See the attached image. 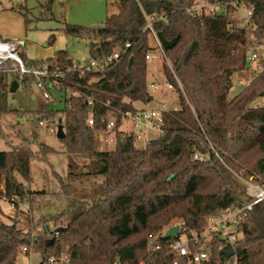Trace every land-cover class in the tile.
<instances>
[{
    "label": "trees",
    "instance_id": "trees-1",
    "mask_svg": "<svg viewBox=\"0 0 264 264\" xmlns=\"http://www.w3.org/2000/svg\"><path fill=\"white\" fill-rule=\"evenodd\" d=\"M197 1L113 0L117 12L107 16L100 27L64 23L65 35L88 39V59L119 53L120 59L103 70L86 68L84 62L73 67L64 50L46 60H35L19 49L24 61L46 63L64 72L57 88L64 93L63 107L57 111L61 118L55 121L52 110L44 111L42 117L51 118L53 126L60 124L63 129L59 140L69 156L68 169L65 180L57 174L56 179L66 205L54 214L41 213L36 220L27 212L11 209V222L0 221V264H19L17 256L23 245L41 260L65 254L68 264H113L115 260L137 264L149 258L145 248L148 235L174 218L183 219L189 230L200 231L209 217L248 201L244 184L235 174L264 183V105H251L264 96V61L254 80L229 96L232 75L251 68L247 51L252 41L247 28H235L225 17L240 3L251 7L248 23L259 28L255 40L264 46V0H205L222 11H185ZM147 19L151 30L145 28ZM157 43L169 63L162 61V74L175 87L179 107L164 113L162 134L137 147L132 133L120 129L121 114L136 112L133 102L152 100L145 55L157 50ZM6 73L0 71V117L20 116L24 111L7 107ZM22 83L29 84L31 79ZM66 90L71 92L69 96ZM110 111L115 119L109 130L114 147L98 150L95 135L108 130ZM195 151L205 158L194 160ZM50 152L46 145L40 149L42 156ZM73 156L85 159L78 172ZM33 157L25 144L0 151V195L30 201L41 197V191L23 183L31 179ZM97 176L102 179L89 199L75 195V180ZM38 206L32 204L31 211ZM18 216L26 218L24 228L18 225ZM33 221L37 235L31 242ZM43 226L49 229L44 232ZM59 226L61 230L55 232ZM238 230L240 238L231 256L235 264H264V201L252 206ZM221 245L213 236L208 258L200 264H224L227 258L219 254ZM171 259L164 257L157 264H172ZM179 264L188 263L181 260Z\"/></svg>",
    "mask_w": 264,
    "mask_h": 264
},
{
    "label": "rangeland",
    "instance_id": "rangeland-1",
    "mask_svg": "<svg viewBox=\"0 0 264 264\" xmlns=\"http://www.w3.org/2000/svg\"><path fill=\"white\" fill-rule=\"evenodd\" d=\"M200 1L204 6V12L209 13V3L205 0ZM221 11L220 8L215 7L216 13ZM116 12L113 0H0V38L23 41L19 49L30 59L46 60L54 57L58 51L64 50L72 61L82 64L89 58L88 39L65 35L62 31L63 24L97 28L102 26L107 16ZM225 17L233 27L247 28V35L252 41L248 47L247 55H250L251 52L257 54L255 62L250 64V70H241L237 75H232L229 96H233L254 80L259 71H262L260 64L264 61V46L258 45L255 40L259 28L247 23L249 17L243 3L226 13ZM150 56L151 58L147 60V85L153 98L148 103L133 102V105L135 107L144 106L145 109L158 107L163 103L168 110L177 109L179 107L178 93L175 87H167V82L162 74L163 59L160 52L153 50L150 52ZM6 74L8 83H10L14 72L8 71ZM150 83H153L155 90H152ZM47 88L51 98L49 101L42 97L40 89L34 82L18 83V87L14 91L8 89L7 107L24 112L20 116L0 117V151H7L13 146L25 144L34 153L30 162L31 179L29 182L23 181V183L24 187L42 192L38 209L32 212L35 220L41 213L54 214L66 205L64 196L58 194L61 187L56 179V174L63 180L66 179L69 156L65 153L63 142L57 138L56 131L47 126V123L39 125L37 120L39 118L43 120V112L46 110L56 112L55 121L58 120V117L61 118L57 111L63 107L61 96L64 93H59L50 83ZM70 93L69 90H66V96H69ZM251 105H264V96L255 99ZM120 129L131 130L130 122L125 121L121 124ZM159 135L158 130L148 129L144 131L141 139L134 140V144L137 147H142L148 140ZM44 145L49 146L52 152L42 156L40 149ZM113 147L112 132L109 130L97 132L95 135L96 149L110 150ZM71 159L75 163L77 172L83 169L84 157L73 156ZM101 179L100 176H97L87 180H75L73 182L75 195L77 197L86 195L89 199L92 190L100 183ZM86 202L90 201L86 200ZM11 216L13 214L7 203L0 202V221L10 223ZM25 219L23 216H18V225L22 228L25 227ZM32 226L35 225L32 224ZM39 260V256L32 252L29 253V257L22 252L17 256L19 264H38ZM224 264H235L234 258L226 259Z\"/></svg>",
    "mask_w": 264,
    "mask_h": 264
},
{
    "label": "built area",
    "instance_id": "built-area-1",
    "mask_svg": "<svg viewBox=\"0 0 264 264\" xmlns=\"http://www.w3.org/2000/svg\"><path fill=\"white\" fill-rule=\"evenodd\" d=\"M209 6V13L215 12L216 6L214 4H209ZM203 7V5L195 3L191 7H186L185 11L191 14H199L204 12ZM246 8L248 17L250 18L252 9L251 7ZM145 28L151 30L150 19L146 20ZM157 45V50L160 52L163 59L162 61H165L169 65L158 43ZM19 46L20 44L18 41L2 40L0 38V71H13L15 79L18 83H22L24 80L30 78L31 82H34L40 89L42 97L49 101L51 98L47 91L48 84L50 83V85L57 90L60 85V81L64 76V72L59 70L57 67H50L46 63L42 65H34L24 61L19 54ZM126 46H128V44H126ZM145 58L146 60L151 58L150 52L145 55ZM119 59V53L113 52L98 59H88L87 66H85L84 60V67L99 71L105 69L110 64L116 63ZM248 59L251 62H255L257 54L255 52H251ZM72 64L73 67H75L77 62L72 61ZM166 84L168 88H173L172 84L168 82ZM178 85L181 87L179 83ZM150 86L152 90H155L153 83H150ZM87 103L91 105L92 101L89 99L87 100ZM167 110L166 105L162 103L158 107L138 109L133 113H122L121 124L125 121L130 122L132 129L127 132L132 133L134 140L141 139L144 131L148 129H156L160 132V134H162L163 116ZM110 116H112V118H110ZM43 123H47V126L51 127L53 131H56L57 128L53 126L51 118L43 120L40 119L38 121L39 125H43ZM88 123H93L92 118L88 119ZM114 123V111H110L107 114V129L110 130L114 126ZM209 147L218 157V154L213 147L211 145H209ZM192 158L194 160H203L205 155L199 151H195ZM235 175L243 182L244 194L246 195L248 201L240 205H234L223 209L216 215L209 217L207 219L206 226L200 231L189 230L183 219L173 220L171 223L163 227V229L148 235L145 248L149 258L147 260H141L137 264H157V262L162 258L168 256H171L172 264H179L181 260H186L188 264H200L208 258L209 242L213 236L222 242L220 249L223 246L230 244L235 253L234 244L240 238L238 225L243 221L247 212L254 204L264 201V183L254 181L252 177L242 178L238 174ZM0 202L7 203L10 210L20 209L27 212L28 216L33 218L31 206L32 204L34 206L39 205L40 198L35 197L33 201H30L25 197L19 199L15 196L7 198L4 195H0ZM32 224L35 225V221L31 223V229L29 230L31 242L36 239L37 235L32 228ZM44 227L46 226H43V228ZM47 227L49 229V226ZM172 227H176L177 229L175 236H166V231ZM21 252L29 257L30 252L28 251L26 245L21 246ZM38 264H68V257L65 254L58 257L48 256L44 260L40 259ZM113 264L121 263L118 260H115Z\"/></svg>",
    "mask_w": 264,
    "mask_h": 264
},
{
    "label": "water",
    "instance_id": "water-1",
    "mask_svg": "<svg viewBox=\"0 0 264 264\" xmlns=\"http://www.w3.org/2000/svg\"><path fill=\"white\" fill-rule=\"evenodd\" d=\"M18 42L20 45L23 44V41H18ZM87 65H88V59L85 60V66H87ZM247 66H248V63H247ZM17 87H18L17 80L16 79L11 80L9 83V87H8L9 91H14ZM56 136L58 139H61L64 136L63 129H62V126L60 124L57 126ZM47 230H48L47 226L43 228L44 232ZM59 230H61L60 226L54 228L55 232H58ZM176 230H177L176 227H172V228L168 229L165 234L168 237H173L176 234ZM219 254L223 255L225 258L228 259L229 257L234 255L233 247L230 244H227L219 250Z\"/></svg>",
    "mask_w": 264,
    "mask_h": 264
},
{
    "label": "crops",
    "instance_id": "crops-1",
    "mask_svg": "<svg viewBox=\"0 0 264 264\" xmlns=\"http://www.w3.org/2000/svg\"><path fill=\"white\" fill-rule=\"evenodd\" d=\"M196 3L199 4V5H202V3H201L200 0H198ZM19 41H21V40H19ZM35 60H42V59H35ZM13 79H15V76L13 77ZM13 79H12V80H13ZM142 105H144V104H142ZM136 108H138V109H143L144 106H140V107H136ZM129 131H130V130H129Z\"/></svg>",
    "mask_w": 264,
    "mask_h": 264
}]
</instances>
